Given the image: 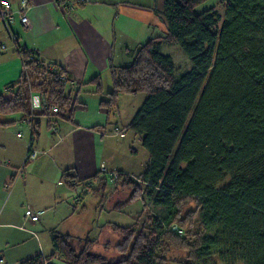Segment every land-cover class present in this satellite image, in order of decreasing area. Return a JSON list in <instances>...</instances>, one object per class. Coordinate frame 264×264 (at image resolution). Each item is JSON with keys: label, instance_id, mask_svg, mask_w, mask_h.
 <instances>
[{"label": "trees", "instance_id": "trees-1", "mask_svg": "<svg viewBox=\"0 0 264 264\" xmlns=\"http://www.w3.org/2000/svg\"><path fill=\"white\" fill-rule=\"evenodd\" d=\"M203 1L163 0L165 34L140 44L129 63L111 65L107 92L92 80L93 93L104 95L98 106L106 114L120 95L145 93L128 128L141 135L148 161L137 175L116 170L111 178L130 188L125 202L145 197L159 213L112 225L121 237L113 245L125 255L121 259L106 262L90 251L95 239L51 229L52 253L21 264H44L45 258L55 264L54 256L66 264H166L174 261L173 250L184 252L178 264H209L212 251L222 264H264V0H219L223 19L215 6L196 12ZM164 44L178 45L191 68L176 76ZM21 53L26 70L0 94V113L26 118L28 151L40 118L54 129L58 120L73 123L76 108L85 104L78 100L79 86L65 90L60 77L69 76L60 64L41 61L24 47ZM30 91L44 93L48 107L31 112ZM101 173L79 180L70 167L60 177L68 187L87 189ZM190 214H197L196 232L186 228Z\"/></svg>", "mask_w": 264, "mask_h": 264}, {"label": "crops", "instance_id": "crops-1", "mask_svg": "<svg viewBox=\"0 0 264 264\" xmlns=\"http://www.w3.org/2000/svg\"><path fill=\"white\" fill-rule=\"evenodd\" d=\"M9 2L15 11L19 0ZM29 2V26L22 28L16 13L10 21L19 43L39 60L60 64L69 76L68 92L79 86L91 93L93 111L87 115L76 110L73 123L58 120V127L49 135L38 133L30 146L36 156L27 161L30 130L26 118L21 112H17L20 117L8 118L4 115L11 113H0V256L4 264H21L41 253L43 235L51 229L59 232L64 219L71 215L68 186L60 177L64 169L72 167L79 180L99 172L100 164L106 172L132 174L128 167L115 163L112 153L107 163L101 159L104 139L120 132L101 131V97L93 93L92 80L98 78L103 92H107L112 86L110 66L129 63L140 44L166 32L163 0H90L72 11L61 10L54 0ZM0 43L7 45L0 50V94H5L6 86L18 80L22 66L2 24ZM108 79L110 87L105 86ZM79 100L87 103L81 96ZM84 116L87 121L79 122L78 117ZM19 130L27 131L28 136L22 137ZM25 210L39 213L38 219L25 220Z\"/></svg>", "mask_w": 264, "mask_h": 264}, {"label": "rangeland", "instance_id": "rangeland-1", "mask_svg": "<svg viewBox=\"0 0 264 264\" xmlns=\"http://www.w3.org/2000/svg\"><path fill=\"white\" fill-rule=\"evenodd\" d=\"M212 6L216 7L218 13L221 15V19H223L224 6L219 4V0H205L197 5L194 10L199 12ZM221 21L222 20L219 21L218 25L221 24ZM161 51L171 56L176 76L191 68L192 63L190 59L178 45L164 44ZM105 86H111L109 79L108 81L105 80ZM65 90L67 92L71 90L69 84L65 85ZM105 91L106 90H104V92ZM80 96L87 100L88 113H85L86 104L85 108H76V110H78V112H82L81 110H83L84 113L82 114L91 115L93 111L91 107L92 101L90 99L91 93L80 90L78 100ZM100 97H104V95H100ZM144 97L145 93L143 92L120 95L116 101L115 108L111 112L106 114L104 111H101V116L104 117L101 123L103 125L101 126V131L108 132L117 129V131L120 132L116 137H106L104 139L105 145L103 147L104 151L101 155V159H103V162L107 163L111 155L110 153H112L115 157V163L124 168L128 167L131 169L132 175L141 173L148 161V152L141 144V135L128 128L130 120L140 107ZM20 115V113L15 112L4 116L8 118L20 117ZM78 121L85 123L87 117H78ZM40 122V126L38 127L39 135H49L53 129L46 127L44 119H41ZM58 124L59 123H56L55 126L58 127ZM19 131L22 137L28 136L27 131ZM184 166L185 164L183 163L181 167ZM114 171L116 170H109L105 174L101 173L100 179L93 181L92 188L87 187L86 189L82 185L75 188H67L69 191L68 202L73 205V211L70 216L64 219L59 230L61 233H70L75 237L87 236L95 239L90 251L103 255L106 262L125 257L124 254H120L113 247V245L118 243L121 239V237L113 231V224L129 226L136 221L141 222L149 215L158 214L160 211L159 208L153 207L151 202L145 197H137L129 202H125L129 196L130 188L116 183L111 178V172ZM103 175L105 179H103ZM189 216L191 218V224L189 227L186 226V228L196 232L198 228L197 214H190ZM43 236L42 250L40 252L42 255L49 256L52 253L50 237L48 233ZM189 240L191 241L192 239ZM105 243H109V245ZM73 247L76 251H79L81 246L74 243ZM169 255L173 257L174 261H169L166 264H178L177 259L181 258L184 252L173 250ZM44 258L45 257H43V259ZM51 259L53 263L66 264L58 256L51 257ZM208 259L209 264H222L214 251L211 252ZM17 264H19V262ZM44 264H49L46 258L44 259ZM237 264L242 263L239 262Z\"/></svg>", "mask_w": 264, "mask_h": 264}, {"label": "built area", "instance_id": "built-area-1", "mask_svg": "<svg viewBox=\"0 0 264 264\" xmlns=\"http://www.w3.org/2000/svg\"><path fill=\"white\" fill-rule=\"evenodd\" d=\"M88 2H90V0H54L55 5L63 11H72L76 9L78 6L86 4ZM31 6L32 4L29 2V0H19L18 8L14 11L11 9L9 0H0V24H2L3 27L5 28V31L9 37L13 50L17 53L20 59L22 66L21 72L26 70L24 58L21 53L23 46L19 43L18 35L11 29L10 21L13 13H16L22 28L28 27L29 26L28 12ZM6 48H7L6 44L0 43V50H4ZM28 51L29 53L34 55L32 51L30 50ZM60 79L63 83L66 82V84H68V82L65 81L63 76H61ZM28 101H29V109L31 112L43 110L48 107L46 97L42 92L34 93L33 91H30L28 95ZM50 107L54 109L53 106ZM28 126L30 130L31 125L28 124ZM35 156H36V152L30 149L26 152L24 161L33 159ZM99 168L100 171L106 172V168L103 164H100ZM20 172H21V168L19 169L18 173ZM112 175L114 178L116 177L115 173H112ZM38 217H39V213L33 212L31 210H25L24 212L25 220L36 221ZM0 264H4V260L1 256H0Z\"/></svg>", "mask_w": 264, "mask_h": 264}, {"label": "water", "instance_id": "water-1", "mask_svg": "<svg viewBox=\"0 0 264 264\" xmlns=\"http://www.w3.org/2000/svg\"><path fill=\"white\" fill-rule=\"evenodd\" d=\"M64 234H69V235H72V234H70V233H64ZM73 236V235H72ZM75 237V236H74ZM86 237V236H85ZM79 238H84V237H79Z\"/></svg>", "mask_w": 264, "mask_h": 264}]
</instances>
